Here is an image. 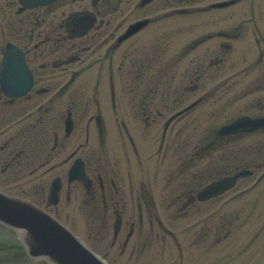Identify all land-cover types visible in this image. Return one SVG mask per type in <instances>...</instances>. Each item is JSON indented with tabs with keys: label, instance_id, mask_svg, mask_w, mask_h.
Returning a JSON list of instances; mask_svg holds the SVG:
<instances>
[{
	"label": "flooded vegetation",
	"instance_id": "obj_1",
	"mask_svg": "<svg viewBox=\"0 0 264 264\" xmlns=\"http://www.w3.org/2000/svg\"><path fill=\"white\" fill-rule=\"evenodd\" d=\"M242 118L264 119V0H0V193L107 264H226L264 214Z\"/></svg>",
	"mask_w": 264,
	"mask_h": 264
},
{
	"label": "water",
	"instance_id": "obj_2",
	"mask_svg": "<svg viewBox=\"0 0 264 264\" xmlns=\"http://www.w3.org/2000/svg\"><path fill=\"white\" fill-rule=\"evenodd\" d=\"M21 1L24 6L33 7L52 0ZM260 126H264V119L246 118L238 120L225 130L237 132ZM0 225L16 234L26 254L32 259L49 264H105L70 231L26 202L0 197Z\"/></svg>",
	"mask_w": 264,
	"mask_h": 264
},
{
	"label": "rangeland",
	"instance_id": "obj_3",
	"mask_svg": "<svg viewBox=\"0 0 264 264\" xmlns=\"http://www.w3.org/2000/svg\"><path fill=\"white\" fill-rule=\"evenodd\" d=\"M257 222L256 226L252 227V230L246 227L245 229L240 230L234 238H230L223 244L221 249H224L225 253L228 255L223 262H226V264H264V231L262 233L260 231L257 235L255 234L264 223V214ZM253 224H255V222H253ZM14 237L15 234L12 231H9L4 226L0 225V244H3L0 245L1 247L5 245L8 247L15 243L16 239ZM251 240H253V243L249 245L248 243ZM16 253V250L10 248H7V250H1L0 260L14 259ZM16 258L25 260L24 257ZM219 263H221V261ZM36 264L41 263L37 261Z\"/></svg>",
	"mask_w": 264,
	"mask_h": 264
}]
</instances>
